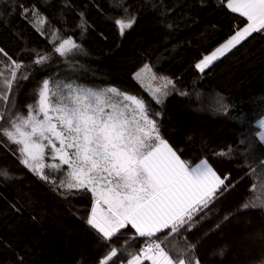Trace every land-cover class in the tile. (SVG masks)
<instances>
[{"label": "trees", "instance_id": "trees-1", "mask_svg": "<svg viewBox=\"0 0 264 264\" xmlns=\"http://www.w3.org/2000/svg\"><path fill=\"white\" fill-rule=\"evenodd\" d=\"M226 2L0 0V48L23 64L9 103L0 100L5 116L0 129L17 114L27 115L26 105L35 104L44 79L54 81L69 71L81 83L113 86L150 102L134 77L150 65L174 82L163 104L151 101L148 107L150 114H160L153 118L161 136L182 159L194 165L208 158L222 178L230 175L228 189L222 186L207 209L177 233H158L157 240L174 258L191 244L189 255L201 264H264V210H239L262 192L264 143L256 133L264 116V32L253 33L203 72L195 68L246 22ZM18 5L29 11L22 14ZM133 17L121 35L114 21ZM69 37L80 47L60 56L55 49ZM41 56L47 59L37 64ZM8 65L0 53L4 77H10ZM0 91H6L2 85ZM18 147L0 134V148L16 160L0 162V170L8 172L7 177L0 172V264H98L111 247L118 252L108 264H124L129 253L139 254L145 237L129 224L105 241L86 223L91 192H65L42 180L21 163Z\"/></svg>", "mask_w": 264, "mask_h": 264}, {"label": "snow or ice", "instance_id": "snow-or-ice-1", "mask_svg": "<svg viewBox=\"0 0 264 264\" xmlns=\"http://www.w3.org/2000/svg\"><path fill=\"white\" fill-rule=\"evenodd\" d=\"M18 6L22 14L29 11ZM226 8L246 22L210 55L195 64L201 72L253 33L264 32V0H227ZM134 22L135 17L114 21L121 35ZM79 47L69 37L55 52L66 56ZM0 53L9 61L10 77H4L0 72V85L6 90L0 91V100L7 105L13 83L17 81V70L23 64L17 63L2 48ZM46 59L41 56L35 62L41 64ZM145 71H150L149 65L136 72L135 79L141 80ZM152 78L156 79L154 74ZM162 80L165 90L151 91L158 104L164 102L158 94L166 98L170 94L167 86L174 85L167 77ZM180 95L187 94L181 92ZM35 96V104L26 105L27 115L17 114L9 121V127L0 129V134L19 146L21 163L42 180L67 190L91 192L93 203L86 223L105 241L111 240L129 224L141 237H153L165 229L177 233L193 219L194 214L209 207L222 186L224 190L228 189L226 181L230 175L222 178L208 158H201L194 165L181 158L160 134L157 119L153 118L160 114H150L145 101L136 95L116 87L96 89L44 79ZM218 103L227 111V105L221 101ZM4 119V113L0 112V120ZM257 123L260 130L256 136L264 143V116ZM46 149L51 163L45 162ZM227 154L221 152L218 155ZM261 164L262 192L246 199L240 205V211L264 210V161ZM65 165L68 166L67 172L58 185L45 174L46 168L60 173ZM0 172L8 176L6 170ZM256 188L254 182L251 190L255 192ZM162 243L154 240L141 248L139 254L129 253L131 258L127 264H142L143 260H149L151 264H201L199 258L189 255L194 252L195 245H187V249L177 252L174 258L165 251ZM117 252V248L111 247L98 264H108Z\"/></svg>", "mask_w": 264, "mask_h": 264}, {"label": "rangeland", "instance_id": "rangeland-1", "mask_svg": "<svg viewBox=\"0 0 264 264\" xmlns=\"http://www.w3.org/2000/svg\"><path fill=\"white\" fill-rule=\"evenodd\" d=\"M149 67H150V71L143 72L142 76H141V80H139V81H137L136 79L135 80L140 84V86L143 88V90L146 92V94L150 97L151 101L156 103V100L151 96V91H153V90H155L157 88H161L162 91L165 90L163 88V83L164 82L162 80V78H164V77L158 76L154 72L153 68L150 65H149ZM142 68L143 67H141L138 71H140ZM74 74H75V72H73V71L72 72L69 71V72H65V73H60L58 76L55 77L54 81H52V82H61V83L62 82H73V83H78V84H82V85H85V86L93 87V88H96V89H101V88H105V87H113V86H95V85H89V84L81 83L80 81L77 80V78L75 77L76 75H74ZM153 74L155 75L156 79L152 78ZM134 77H135V75H134ZM52 86H53V84H50V87H52ZM166 90L169 93L171 92L169 85L167 86ZM130 94L131 95H135V94H132V93H130ZM168 96L165 98V97L159 96V94H158V98L163 99L164 102L167 100ZM137 97H139V96H137ZM139 98H142V97H139ZM142 99L145 101V104L147 105V107H149V104H150L151 101L148 102L149 101L148 99H145V98H142ZM156 104H158V103H156ZM57 147H59V143L58 142H57ZM12 161H16L15 158L10 156L9 154H7L5 149L0 148V162L10 163ZM45 162L46 163H51L52 162L49 159L48 150L47 149H46V155H45ZM56 162L58 163L59 161L57 160ZM67 169H68V166L65 165L60 173H53L50 169L46 168L45 169V174L49 175V179L50 180H56L57 185H58L60 180L64 178V174H66ZM57 188L65 191V192H67V191H80V190L84 191L83 189H80V190H77V189L67 190V189H63V188H59V187H57ZM156 236H158V235L153 236L152 239L155 238L157 240ZM149 238L150 237H146L145 236V240H147ZM157 241H161V240L159 239Z\"/></svg>", "mask_w": 264, "mask_h": 264}, {"label": "built area", "instance_id": "built-area-1", "mask_svg": "<svg viewBox=\"0 0 264 264\" xmlns=\"http://www.w3.org/2000/svg\"><path fill=\"white\" fill-rule=\"evenodd\" d=\"M152 241H154V239H152V237H150L149 239H147V240L142 244L141 248H143L146 244L151 243ZM141 248H140V249H141ZM124 264H127V263H124Z\"/></svg>", "mask_w": 264, "mask_h": 264}, {"label": "crops", "instance_id": "crops-1", "mask_svg": "<svg viewBox=\"0 0 264 264\" xmlns=\"http://www.w3.org/2000/svg\"><path fill=\"white\" fill-rule=\"evenodd\" d=\"M231 50H232V49H231ZM231 50H230V51H231ZM227 53H228V52H227ZM227 53H226V54H227ZM222 57H223V56H222ZM220 58H221V57H219L218 59H220ZM218 59H217V60H218ZM157 234H158V233H156L155 235H157Z\"/></svg>", "mask_w": 264, "mask_h": 264}, {"label": "water", "instance_id": "water-1", "mask_svg": "<svg viewBox=\"0 0 264 264\" xmlns=\"http://www.w3.org/2000/svg\"><path fill=\"white\" fill-rule=\"evenodd\" d=\"M120 230H121V229H120ZM117 233H118V232H117ZM117 233H116V234H117Z\"/></svg>", "mask_w": 264, "mask_h": 264}]
</instances>
